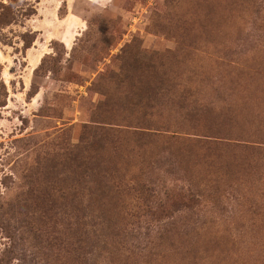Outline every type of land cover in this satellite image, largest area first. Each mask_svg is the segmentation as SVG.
<instances>
[{
    "label": "rangeland",
    "instance_id": "374dc122",
    "mask_svg": "<svg viewBox=\"0 0 264 264\" xmlns=\"http://www.w3.org/2000/svg\"><path fill=\"white\" fill-rule=\"evenodd\" d=\"M111 218L130 264H264V0H0V264H109Z\"/></svg>",
    "mask_w": 264,
    "mask_h": 264
},
{
    "label": "trees",
    "instance_id": "16d2710c",
    "mask_svg": "<svg viewBox=\"0 0 264 264\" xmlns=\"http://www.w3.org/2000/svg\"><path fill=\"white\" fill-rule=\"evenodd\" d=\"M136 61L134 65L139 66L137 62V58L135 59ZM141 67V66H139ZM124 78V77H123ZM122 81V80H121ZM150 106H152L150 104ZM149 105H145L146 108H150ZM138 107H140L138 105ZM156 123L154 125L150 124H144L141 126H134V129H138L140 132L138 135L142 136H149V137H157V134L159 133V129H156ZM140 128V129H139ZM136 131V130H134ZM134 132V133H137ZM175 135H172L170 137L171 139H174ZM87 170V169H86ZM89 173L92 175L93 172L91 171L90 168H88ZM86 172V171H85ZM99 174V176L102 178L101 171L97 172L96 176ZM138 190H141L142 192H150L151 190L148 189V186L145 184L140 185L138 187ZM173 193L169 199V201H173V206L176 211L178 210H184L187 212L193 211V210H199L201 209L203 200H204V195L200 193L199 191H194L191 189H187L184 191V189L176 190L173 189ZM168 194V192H167ZM151 202V201H148ZM154 202V201H152ZM162 203L158 202V206H161ZM106 223V228L112 229L109 233L104 234V238L102 240H98V242L103 241L101 247L102 252L105 254V262H108L109 264H130V261H132L131 258L136 256V254H141L143 253V250H140L139 246L144 244V241L141 239H137L138 244L131 243V238H130V233L125 234L123 233L122 229H118L116 227V222L114 219H107L104 221ZM175 223V220L173 219H151L149 224L151 227L155 226L158 227L159 225L161 226H169ZM117 230V231H116ZM126 235V236H125ZM92 251L87 253L88 258L92 257ZM136 264V263H135Z\"/></svg>",
    "mask_w": 264,
    "mask_h": 264
},
{
    "label": "crops",
    "instance_id": "0c3cea01",
    "mask_svg": "<svg viewBox=\"0 0 264 264\" xmlns=\"http://www.w3.org/2000/svg\"><path fill=\"white\" fill-rule=\"evenodd\" d=\"M40 21H41V20H40ZM41 22H42V21H41ZM53 38H58V39L62 40V42H64V44H66L67 46H68V44H70V42H67V41L64 39L63 36H62V37H56V36H55V37H53ZM33 50H34L36 53L38 52L37 55L40 56L39 54H40V52H42V51H41V49H40L39 46H38V47L35 46V48H34ZM36 53H35V54H36Z\"/></svg>",
    "mask_w": 264,
    "mask_h": 264
}]
</instances>
